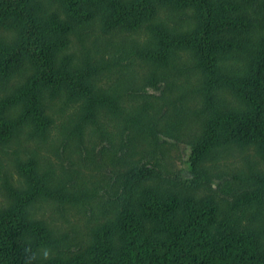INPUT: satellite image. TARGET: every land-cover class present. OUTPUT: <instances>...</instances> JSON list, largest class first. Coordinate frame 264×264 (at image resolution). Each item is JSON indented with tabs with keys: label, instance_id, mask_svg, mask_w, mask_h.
Wrapping results in <instances>:
<instances>
[{
	"label": "rangeland",
	"instance_id": "374dc122",
	"mask_svg": "<svg viewBox=\"0 0 264 264\" xmlns=\"http://www.w3.org/2000/svg\"><path fill=\"white\" fill-rule=\"evenodd\" d=\"M34 4L37 22L25 20L21 40L19 24H0V58L18 42L28 55L21 71L5 81L0 76V123L12 130L0 143V218L41 224V262L92 264L103 250L119 246L120 222L127 211L119 198L128 169L137 165L152 167L186 186L199 207L216 208L215 222L203 233L211 236L228 226L227 234L254 229L262 233L264 244V160L256 147H217L197 165L191 164L193 145L209 115H193L205 102L201 73L149 66L139 57L155 49L147 27L107 30L101 23L105 7L91 21L80 23L70 19L63 1ZM95 6L87 5L91 10ZM54 16L73 29L66 34L51 30ZM181 16L185 15L163 8L157 20L174 33L193 29L194 23L180 21ZM28 34L37 46L25 43ZM46 36L59 47L53 70L29 58ZM170 61L182 68L194 66L187 51L177 52ZM222 66L226 77L240 67L234 60ZM43 77H51L52 88L44 85ZM34 92L41 104L37 112L31 111L29 100ZM183 93L189 120L178 124L174 107L167 104ZM218 98L216 106L222 112L237 107L226 90L219 91ZM166 111L169 115L164 116ZM149 200L148 207L135 214L140 243L164 244L171 234L184 231L185 213L164 216L155 200Z\"/></svg>",
	"mask_w": 264,
	"mask_h": 264
},
{
	"label": "trees",
	"instance_id": "16d2710c",
	"mask_svg": "<svg viewBox=\"0 0 264 264\" xmlns=\"http://www.w3.org/2000/svg\"><path fill=\"white\" fill-rule=\"evenodd\" d=\"M60 1L66 4L70 19L80 23L91 21L105 7L101 23L107 30L119 28L130 31L145 25L152 35L155 49L150 53L142 52L139 57L149 66L155 69L170 67L174 72L183 74L192 70L201 73L205 102L193 115L201 117L207 112L209 115L203 119L201 135L193 145L196 152L192 154V165L200 163L209 151L232 144H251L264 160V0ZM34 2L0 0V24L4 20L19 24L21 40L27 27L25 20L37 22L33 16ZM88 4L96 5L95 10L88 8ZM163 8L177 16L184 14L179 20L192 21L193 29L178 33L170 31L157 20ZM187 10H191V14L186 13ZM49 25L51 30L61 34L73 29L71 24L59 22L56 16L51 17ZM30 38L28 34L25 43L29 47L37 46L38 43H31ZM19 43L11 47V53L0 58L3 81L27 64V51L24 44L18 46ZM58 49L52 38H47L29 58L53 70ZM180 51L191 54L193 67L182 68L180 63L170 61ZM225 60H234L240 66L234 69V75L231 73L226 77L220 71L226 68L222 66ZM212 74L218 75L212 79ZM43 83L49 88L55 84L51 77H43ZM221 90L232 95L237 107H228L224 112L217 109L216 102ZM32 94L29 99L31 111L37 112V107L41 105L37 101L39 95L36 92ZM186 102L187 94L183 93L167 104L174 107V119L189 120V114L187 116L183 109ZM97 105L100 106L99 103ZM167 112L164 116L169 115ZM151 124L150 121L148 125ZM11 131L10 125L0 123V143L10 136ZM203 147H207L206 150ZM199 148H203V151ZM128 170L129 179L123 181L126 187L119 198L127 210L120 222L119 246L103 250L92 264H264L261 232L253 229L248 233L227 234L231 230V226H228L217 234L207 235L202 229L215 222L214 206L199 207L195 196L188 192L186 186L181 187L180 183L164 177L152 167L137 165ZM151 198L162 215L173 216L183 212L187 218L184 231L178 235L171 234L164 244L139 241L140 222L135 216L136 210L148 207ZM199 232L201 234H196ZM189 233L195 234L190 236ZM41 235L43 237L40 223L34 225L14 216L1 217L0 264H43L38 254V237L42 238ZM188 235L190 237L186 238Z\"/></svg>",
	"mask_w": 264,
	"mask_h": 264
}]
</instances>
